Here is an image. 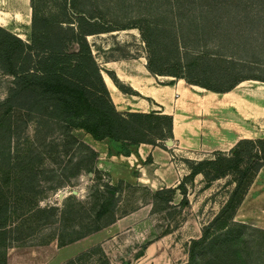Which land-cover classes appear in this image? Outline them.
Returning <instances> with one entry per match:
<instances>
[{
  "label": "trees",
  "instance_id": "trees-1",
  "mask_svg": "<svg viewBox=\"0 0 264 264\" xmlns=\"http://www.w3.org/2000/svg\"><path fill=\"white\" fill-rule=\"evenodd\" d=\"M56 1L61 3L62 16L44 15L41 12L42 1L30 0L29 40L0 25V71L12 78L6 97L0 101V229L7 223L9 212L17 209L11 205L8 186L18 182L14 187L15 193L24 194L19 204L22 213H18L27 215V221L31 223L27 226L29 236L54 222L63 232L67 228L64 224L67 215H76L72 207H77L78 211L85 208L82 201L75 200L73 206L70 205L73 194L62 208L39 207L32 194H35L33 180L40 173L38 167L42 157L36 153L37 148L22 143L19 137L15 155L10 148L14 131L17 130L22 137L28 114L35 113L40 118L50 115L49 120L54 127L52 120L56 118L63 131L65 148L61 151L67 154L72 150L74 160L71 158L68 163L78 167L76 172L82 170L83 163H86L85 171L94 173L99 152L85 141L69 135L73 128L84 130L95 140L119 142L124 149L121 154L125 156L130 154V146L147 143L166 149L165 141L174 139L171 114L161 110L121 112L117 109L87 38L88 35L111 31V26L97 24L109 22L100 21V13H94L95 7L85 9L88 5L97 4L98 0ZM146 1L151 4L155 0ZM162 2L168 7L163 11L154 8L158 14L153 21L140 17L136 21L140 23L137 28L145 43L150 73L185 79L191 85L219 93L230 91L249 79L264 82V60L259 57L264 55V0ZM167 20L172 24H158ZM75 23L85 24L78 26ZM202 46L205 49L194 51ZM253 70L261 73H248ZM186 163L189 172L177 186L159 189L155 196L167 195L170 202L171 195L178 189L182 202H187L188 183H192L197 175H202L207 184L231 177L233 187L218 213L203 225L200 236L189 241L187 261L178 264H248L244 231L264 233V229L235 220V214L264 167V140L242 138L228 151H216L198 160L186 159ZM92 188L102 198L105 188L117 190L113 185L101 183ZM116 203L117 199L113 198L112 206L108 207L106 198L100 201L94 220L114 210ZM86 217H89L88 213ZM116 220L117 217L113 216L108 225ZM103 227H94L71 238H61L59 233L58 245H67ZM12 246L7 245L4 259L7 249ZM99 249L106 264H111L101 246ZM85 254L80 253L66 264L74 263Z\"/></svg>",
  "mask_w": 264,
  "mask_h": 264
},
{
  "label": "rangeland",
  "instance_id": "rangeland-1",
  "mask_svg": "<svg viewBox=\"0 0 264 264\" xmlns=\"http://www.w3.org/2000/svg\"><path fill=\"white\" fill-rule=\"evenodd\" d=\"M41 1V12L44 15H63L64 12L60 2L56 0ZM142 1L98 0V3L92 6H81L85 9L95 7L94 13H100V16H98L100 21L109 22L97 24L111 26V31L88 35L87 38L102 69L105 81L108 79L107 75L112 76L122 87L121 93L124 96L119 93L118 99H114L117 109L121 112L128 111V109L139 111L141 108L139 98L145 96H139V94L136 97L126 96L124 92L134 94H137V92L117 77L113 70L114 65L110 62L115 60L129 61L131 64L126 65V68L135 76H141L146 71L149 72L147 69L146 47L137 28V25L140 24L136 22L137 17L153 21L158 14L154 8L163 11L168 7L162 2L163 0L151 1V4L146 0L141 3ZM75 24L83 26L85 23ZM158 24L172 23L167 20L166 23ZM0 25L18 34L24 40H29L31 36L30 0H0ZM103 27L105 29V26ZM124 27L126 29H122ZM203 49H205V46L194 49V51L199 52ZM259 57L264 60V55ZM248 73L259 74L261 72L253 70V72ZM152 77L155 79L152 82L153 86L157 87L163 96L168 97L167 101L176 102L175 99H178V96L174 94L175 89L185 87L186 91L189 92L188 101L192 100L196 112L199 111L201 105H205V98L202 97L201 99L200 97L206 92V88L200 86H197L199 87L197 88L196 85L187 83L185 79L180 82L179 78L173 76L152 74ZM11 79V76L0 71V101L6 97ZM245 81L243 86L236 89L241 102L237 104L238 102H231L226 99L228 102L220 98L219 102L225 101V107H220V110H218L224 121L221 120L220 124L217 123L218 114L215 109L218 108L214 107V110L208 114L210 121L207 124L202 122V127L208 130V134L201 135L200 139L198 133L193 132V129L201 128L199 115H192V110L188 108L191 104L189 106L185 102V106L179 108L177 112L181 124L189 126L187 129L190 131L188 133V143L185 144V147H181L175 139L166 140V149H163L166 154L162 155L158 164L153 162L150 155L135 163L121 158V160H117L114 156L123 153L124 149L120 144H117L118 146L115 148L110 147V142L106 141L99 144L97 148L103 153L109 149L108 155L112 157H109L108 162L102 165L108 170L98 166L97 162L100 160V156H98L94 163L96 166L94 173L85 171L88 166H86V163H83L82 170L76 172L78 167L75 164L68 163L71 158L74 160L72 150H68L67 154L62 152L65 148L62 140L63 131L58 126L56 118H53L52 122L55 123L57 128L51 126L50 115L46 118H40L35 113L28 114L25 118L27 125H24L25 130L22 137L19 132L17 133V130L14 131L10 148L13 155H15L18 139L20 138L21 142L27 146L37 148L36 153H39L42 157L43 161L38 167L40 173L33 180L35 194H32L38 200L39 207L57 206L62 208L65 201H68V197L73 194L74 199L70 200V205L73 206L75 200L82 201L84 202V210H87V212H84L83 209L78 211L77 207L73 206L72 209L76 212V215H67L68 218L64 223L67 227L65 231L61 232L59 224L54 222L47 225L46 229L34 231L35 233L29 236L30 230L27 229V226L31 223L27 221V215L22 216L19 214L22 213V208L19 206L21 203L20 197L24 194L22 192L15 193L14 187L19 184L18 182L11 183L8 186V193L11 196L12 207L14 206L17 209L14 210L15 212H9L7 223L0 229V264L4 260V253L8 244L17 245L25 242L34 243V241L48 242L57 240L59 233L61 238H71L94 227H103L104 225L107 227L113 216L118 219L137 210H140L139 214L125 220L124 224L118 226V230L109 231L108 235L104 237V241H107L106 255L110 263L178 264L186 262L189 241L200 236L203 225L218 213L226 201L233 187L230 184L231 177L207 184L202 175H197L192 183H188L187 202H182V195L178 189L171 195L170 202L166 199L167 195L159 197L155 196V192L165 187L177 186L180 179L189 172L186 159H203L216 151H220V149L228 151L234 146H231V144L237 139L236 136L240 137L238 140L242 138L264 140V82L252 79ZM215 97H221V95L217 94ZM214 104H216V101ZM232 104L236 105L240 111L239 126L237 127L234 124L238 134L234 140L231 137L227 138L226 133L218 131L219 127L223 126L226 131L232 129V120L236 118L231 110ZM69 135L89 144L93 143L92 139L95 140L79 128L71 129ZM203 137L206 140H202ZM67 141L69 142V139ZM67 146L70 147V145ZM118 174L124 178H116ZM168 177L173 180L168 181L169 186H165ZM1 179L0 174V181ZM99 183L113 185L117 187V190L113 191L105 188L107 194L105 193L103 198L99 197L94 191L95 189L92 188L93 185ZM253 183L252 194L264 193V167ZM4 188L6 189L5 186ZM105 198L108 207L112 206L113 198L117 199L114 210L105 214L99 220H94L95 213L99 209V203L100 201L103 202ZM87 213L89 217H86ZM74 223L76 226L73 227ZM60 225L62 224L60 223ZM15 237H19L18 240ZM244 239L248 244L246 248L249 253L247 257L248 264H264V233L245 229ZM99 247L100 245L96 244L88 248L84 251L86 254L79 257L72 264H106Z\"/></svg>",
  "mask_w": 264,
  "mask_h": 264
},
{
  "label": "crops",
  "instance_id": "crops-1",
  "mask_svg": "<svg viewBox=\"0 0 264 264\" xmlns=\"http://www.w3.org/2000/svg\"><path fill=\"white\" fill-rule=\"evenodd\" d=\"M114 65L113 70L115 71L117 77L124 82L125 84H128L130 88L137 92V94L130 93V92H124L126 96L129 97H136V95L139 94V96H145L144 98H139L140 102L139 105L141 106L139 111H134L136 109H128L130 112H149L152 110H161L164 113L171 114L174 119L173 124V135L176 143L181 146L185 147V144L188 143L189 140V132L187 129L189 126L185 125L183 126L181 124V120L178 116V109L183 108L186 104L190 106V110H192V115H199V120L201 121V128L193 129V132L198 133L199 139L201 138V135L208 134V130L206 128L202 127V122L204 124H207L209 119V113H211L215 108V112H217V123L220 124L221 118L220 107H225V101H234L238 102L239 104L241 102L240 95H238L237 87L243 86L246 82H242L239 85H237L235 88H233L230 91L224 92V93H216L213 91L206 90V92L200 97H204V103L205 105H201L199 108V111L196 112L194 109V104L190 101H188L189 92L186 91L185 87H179L178 89H175V96H178V99H175L176 102H169L167 101L168 97L166 95H162L160 93V90L153 86L152 82H154V78L152 77V74H150L148 71L141 74V76H135L134 73H130L129 70L126 68V65H128L130 62L127 60H115L110 62ZM131 64V63H130ZM108 79L106 82V85L110 91L111 97L114 101V99H118L119 93L122 94V90L119 89V87L115 84V82L107 75ZM104 80L105 77H103ZM180 82H183L184 80L179 79ZM168 87V86H167ZM170 87V86H169ZM197 87V86H195ZM199 88V87H197ZM201 89V88H200ZM168 93V91H166ZM190 93H192L190 91ZM221 95V97H215L216 95ZM220 98L225 101L219 102ZM228 99V100H226ZM188 102H187V101ZM216 101V104H214ZM228 101V102H229ZM115 103V101H114ZM203 103V101H202ZM232 113L236 116L235 119L232 120V126L231 130L226 131L225 127H219L218 131L221 133H226L227 138L231 137L232 140H234L235 136L237 134V129L235 126H239V114L240 111L238 107L234 104H232ZM186 110V109H182ZM222 110V109H221ZM125 111V112H128ZM224 121V120H223ZM184 133V134H183ZM188 135V136H186ZM91 139V137H89ZM237 139L231 144L234 145L235 142L240 138L239 136H236ZM202 140H206L205 137L202 138ZM93 143H88L92 148H94L96 151L99 152L100 160L97 162L98 166L105 165L107 160L109 159L108 151L103 153V151H99L100 149L97 148L99 144H102L103 142H110V147H117V144H120L119 142L111 141L110 139H104V140H93ZM204 145V144H202ZM206 146V145H205ZM130 154L125 156L123 154H120L118 156H114L117 160H127L131 163L139 162L142 159H144L147 155H150L154 163H159L161 160V157L163 154H166V151L163 150L161 147L153 146L151 144L147 143H141L139 145L130 146ZM208 150V149H206ZM211 150V149H209ZM220 151H222L220 149ZM103 156V157H102ZM121 158V159H120ZM105 170H108L105 167H101ZM111 171V169H110ZM158 172V171H157ZM112 173V172H111ZM115 176V175H114ZM116 178H124L121 175H117ZM170 177L167 178L165 181V186H169L168 181H172ZM254 184V183H253ZM249 189V192L245 196L242 204L240 205L239 209L237 210L235 214V220L251 224L253 226L259 227L264 229V193H258V194H252V188ZM140 210H137L131 214H128L124 217L118 218L113 224L102 228L101 230L92 233L84 238H81L77 241H74L72 243H69L64 246H59L57 240H52L49 243L46 244H39V245H14L12 247H9L5 254L4 264H66L69 260L73 259L80 253L86 251L88 248L92 247L93 245L99 244L104 251L105 254H107V241H104V237L108 235L109 231H114L119 229L120 224H124L123 222L125 220H129L132 218V216H135V214H139Z\"/></svg>",
  "mask_w": 264,
  "mask_h": 264
}]
</instances>
